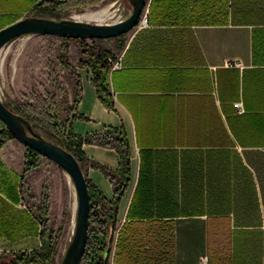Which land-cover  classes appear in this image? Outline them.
Wrapping results in <instances>:
<instances>
[{"label":"crops","instance_id":"1","mask_svg":"<svg viewBox=\"0 0 264 264\" xmlns=\"http://www.w3.org/2000/svg\"><path fill=\"white\" fill-rule=\"evenodd\" d=\"M151 2L112 48V109L92 72L76 67L82 117L73 137L121 129L130 154L117 215L89 229L113 235L111 264L120 235L171 233L173 264H264V0H154L149 22ZM35 3L0 0V31L32 16ZM82 152L86 178L113 200L111 180L93 164L117 170V150L85 142ZM25 167L26 147L6 141L0 259L41 247Z\"/></svg>","mask_w":264,"mask_h":264},{"label":"trees","instance_id":"2","mask_svg":"<svg viewBox=\"0 0 264 264\" xmlns=\"http://www.w3.org/2000/svg\"><path fill=\"white\" fill-rule=\"evenodd\" d=\"M76 0H36L32 9V16L63 20V14L66 9L75 4ZM154 0L150 5L148 20H151ZM165 22V17L162 18ZM126 34L111 40L120 41ZM65 41L73 40L76 42L80 51L79 67L90 70L93 74V83L96 87L100 101L109 109L113 108L111 97L109 74L112 68V49H102L95 46V42L103 39H91L92 44L85 39L63 38ZM119 45L118 48H120ZM81 99V84L78 75H76V87L74 93L73 115L68 117L66 122L59 118L58 111L54 103H38L34 105L22 106L14 102L5 103V105L15 114L27 119L32 127L41 129L50 135V140L72 153L83 167L82 145L85 142H92L102 146L114 148L120 156V162L117 170L112 171L102 165L93 164L95 168L101 170L112 182L115 191L113 200L107 199L103 193L92 183L89 184L90 195V225L98 223V226H104L100 219L104 216L115 217L118 213V201L122 196L129 180L130 172V154L128 143L124 132L117 128H108L101 134L93 135L86 139H75L72 134L71 124L75 118L82 117L76 112ZM0 149L5 142L13 139L11 133L0 121ZM41 155L32 148L26 147V167L25 173L36 168L39 164ZM42 205L36 211L33 206L28 208L34 214L41 225L40 238L41 247L32 251H25L9 255L6 263L0 264H54V258L59 246V236L53 231L47 232L43 227L47 220L48 204L47 195L44 193ZM31 198V196H30ZM44 203V205H43ZM100 230L89 229V238L87 248L83 257V264H111V250L113 235L102 233ZM120 251V253H119ZM174 239L173 235L166 234L161 239L154 238H134L132 236L118 238L115 246L114 264H173L174 263ZM121 258V260L119 259Z\"/></svg>","mask_w":264,"mask_h":264},{"label":"rangeland","instance_id":"3","mask_svg":"<svg viewBox=\"0 0 264 264\" xmlns=\"http://www.w3.org/2000/svg\"><path fill=\"white\" fill-rule=\"evenodd\" d=\"M75 4L66 9L63 20H76L77 15L109 8L110 15L102 21H79L90 24H112L126 19L132 13V6L128 0H76ZM85 40L92 44L91 39ZM116 42V40L103 39L95 42V46L112 49L116 46ZM10 43L12 44H7L0 56L1 100L4 103L14 102L22 106L54 103L60 120L66 122L74 112L76 67L79 66L81 58L76 42L65 41L58 36L27 35ZM35 131L47 139L50 138V135L41 129ZM28 174V185L32 189L30 191L27 186L29 192L25 193V197L28 199V204L36 211L42 205L43 194L47 195L48 212L43 227L47 232L53 231L59 236L54 264H60L75 229L78 209L75 186L62 168L44 156H41L38 166ZM75 206H77L76 212ZM8 259L9 255H6L0 259V263H6ZM120 263L121 261L116 262V264Z\"/></svg>","mask_w":264,"mask_h":264},{"label":"water","instance_id":"4","mask_svg":"<svg viewBox=\"0 0 264 264\" xmlns=\"http://www.w3.org/2000/svg\"><path fill=\"white\" fill-rule=\"evenodd\" d=\"M128 2L132 6L130 16L112 24L26 17L0 31V53L7 44L27 35H51L71 39H111L128 34L140 22L148 0H128ZM0 121L13 138L54 162L70 176L77 193L78 209L73 237L60 264H81L89 238L91 206L89 184L80 163L72 153L37 133L27 119L11 111L1 98Z\"/></svg>","mask_w":264,"mask_h":264},{"label":"bare ground","instance_id":"5","mask_svg":"<svg viewBox=\"0 0 264 264\" xmlns=\"http://www.w3.org/2000/svg\"><path fill=\"white\" fill-rule=\"evenodd\" d=\"M110 9L109 8H105V9H101L98 11H93V12H88L86 14L83 15H77L75 17L76 20H88V21H102L103 19H105L108 15H110ZM76 208L77 206H75V212H76Z\"/></svg>","mask_w":264,"mask_h":264},{"label":"built area","instance_id":"6","mask_svg":"<svg viewBox=\"0 0 264 264\" xmlns=\"http://www.w3.org/2000/svg\"><path fill=\"white\" fill-rule=\"evenodd\" d=\"M234 107H235V109H236V111H237L238 114L243 112L242 103H235L234 104Z\"/></svg>","mask_w":264,"mask_h":264}]
</instances>
